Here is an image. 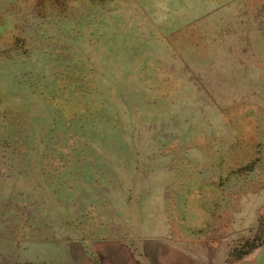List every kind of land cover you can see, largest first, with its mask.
<instances>
[{
	"label": "rangeland",
	"instance_id": "374dc122",
	"mask_svg": "<svg viewBox=\"0 0 264 264\" xmlns=\"http://www.w3.org/2000/svg\"><path fill=\"white\" fill-rule=\"evenodd\" d=\"M0 264H264V0H0Z\"/></svg>",
	"mask_w": 264,
	"mask_h": 264
}]
</instances>
